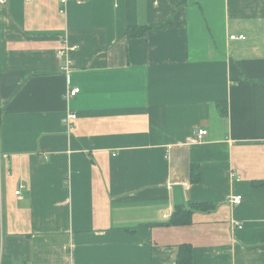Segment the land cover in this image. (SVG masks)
I'll return each mask as SVG.
<instances>
[{
  "label": "crops",
  "instance_id": "crops-1",
  "mask_svg": "<svg viewBox=\"0 0 264 264\" xmlns=\"http://www.w3.org/2000/svg\"><path fill=\"white\" fill-rule=\"evenodd\" d=\"M61 7L0 5V255L177 264L189 246L191 264H264V0ZM191 204L214 207L167 226Z\"/></svg>",
  "mask_w": 264,
  "mask_h": 264
},
{
  "label": "trees",
  "instance_id": "trees-1",
  "mask_svg": "<svg viewBox=\"0 0 264 264\" xmlns=\"http://www.w3.org/2000/svg\"><path fill=\"white\" fill-rule=\"evenodd\" d=\"M127 36H137L131 30L126 32ZM142 34V33H141ZM139 34V35H141ZM217 109L219 115L222 117L227 116L226 104H218ZM200 181L199 169L197 166L191 167V182L198 183ZM255 185H258L257 183ZM213 205L210 204H191L188 208L178 207L175 209L171 219L167 226H185L191 223V214L195 211H210L213 209ZM262 247V246H261ZM192 262V250L189 246H181L178 249L177 264H191ZM0 264H15L9 258L4 255H0Z\"/></svg>",
  "mask_w": 264,
  "mask_h": 264
},
{
  "label": "built area",
  "instance_id": "built-area-1",
  "mask_svg": "<svg viewBox=\"0 0 264 264\" xmlns=\"http://www.w3.org/2000/svg\"><path fill=\"white\" fill-rule=\"evenodd\" d=\"M68 1L70 0H59V3L61 4V9H60V13L63 14L64 13V8L66 6V4L68 3ZM75 1H85V0H75ZM7 2V0H0V5H3ZM230 40H240V41H244L245 37L243 35H239V36H230L229 38ZM59 56L62 55V52L58 53ZM72 70V66L69 64V62H66L61 68H60V73L64 76V77H68L71 73ZM79 93V89L78 88H73V89H69L66 93V99H70L75 97L77 94ZM76 114L74 113H68L65 118H64V123L68 126L71 127L72 126V121L76 119ZM207 135V131L205 130H198L196 133V137L198 139L203 138L204 136ZM17 196H19L20 192L17 191L15 193ZM241 200V196H234V197H230L229 198V203L231 205H237L240 203ZM241 227H239L240 229Z\"/></svg>",
  "mask_w": 264,
  "mask_h": 264
}]
</instances>
